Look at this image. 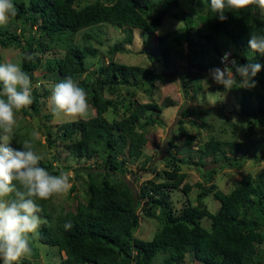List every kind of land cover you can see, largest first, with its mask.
Wrapping results in <instances>:
<instances>
[{"label": "trees", "instance_id": "16d2710c", "mask_svg": "<svg viewBox=\"0 0 264 264\" xmlns=\"http://www.w3.org/2000/svg\"><path fill=\"white\" fill-rule=\"evenodd\" d=\"M184 1L191 3L190 9L196 13L200 26H192V16L183 13L175 15L183 26L165 34H159V30L182 0H94L83 6L78 0H13L20 17L11 20L16 22L20 33L0 26V49L16 46L21 52L20 65L31 78L38 70L43 72V77L51 76L59 82L71 77L85 89L90 104L88 118L63 124V132L57 138L69 141L65 146L76 162L100 161L103 169L87 165L75 170L77 177L85 176L81 185L87 195L77 202L73 212L64 208L56 212L51 207L52 199L37 201L42 208L39 215L45 221L39 228L38 241L64 254L59 264H185L188 254L193 255L195 264H264V175L257 182L249 178L238 181L229 193L219 190L213 182L218 169L243 166L244 159L235 158L240 144L211 136L192 150L193 139L184 127V120L197 116L196 109L180 112L178 133L169 140L164 158L169 167L163 170L164 178L159 182L148 179L137 194L125 178V165L137 162L144 155L148 129L165 126L157 115L161 108L155 101L135 104L130 101L129 90L152 95L158 83L170 81L171 77L159 70L156 62L170 67L171 60L182 54L186 46L187 55L194 56L190 57L198 72L222 67L221 58L230 48L234 49L233 56L241 65L248 62L264 65V56L250 53L248 46L251 32L264 34V18L259 16L258 9L255 13L251 9H226L227 19L221 21L211 11L210 0ZM106 26L119 30L123 37L109 43L111 39L103 37ZM135 29L155 37L159 57H149L151 68L115 60L116 55L132 50L129 47L133 44ZM147 42L145 40V44ZM99 47L106 48V58L99 55ZM52 50L63 54L45 58ZM90 59L98 62L97 66L93 64L96 67L93 70L86 63ZM196 71L181 75L184 97L195 99L200 90L198 79L187 80V76ZM255 82L260 93L255 97L257 108L252 112L244 107L251 100L252 91L239 88L230 91L239 94V105L248 117L250 133L264 125V69L257 74ZM32 94L33 103L21 111L25 116L37 118L44 104L41 100L47 93L41 95L33 90ZM119 105L126 115L107 121L104 115ZM199 120L202 126L207 124L205 119L199 117ZM20 127L14 129L12 148L23 150L20 140L32 146L40 144L35 141L31 126ZM181 139L188 152L184 159L170 151L174 149L183 155L185 150L175 143ZM196 156V167H205L203 161L211 158L216 168L203 171V181L190 184L185 182L187 174L180 166L189 165ZM40 166L50 174H59L51 162L42 160ZM193 189L199 190L197 203L187 201L177 215L169 192L179 191L188 196ZM208 196L220 203L215 213L204 203ZM139 209L143 217L154 218L159 223L160 228L150 241L134 235L139 226ZM204 218L211 221L209 229L202 226ZM68 221L73 227L66 231L63 225ZM30 247L31 253L21 264H31L30 260L38 257L32 241Z\"/></svg>", "mask_w": 264, "mask_h": 264}, {"label": "rangeland", "instance_id": "374dc122", "mask_svg": "<svg viewBox=\"0 0 264 264\" xmlns=\"http://www.w3.org/2000/svg\"><path fill=\"white\" fill-rule=\"evenodd\" d=\"M78 1L80 6H83L93 2L94 0ZM190 8L191 3L182 0L180 7L171 12L169 14L170 16L165 18L159 30V34H165L178 29L177 25L183 22L176 20L175 15L180 16L183 13H189L192 16V26L199 27L200 24L196 13ZM257 12L259 16L262 17L259 9ZM19 17L20 14L16 10L14 18ZM182 26L183 24H181L179 28ZM6 27H8L11 31H15L17 34L20 33L16 22L11 19ZM104 30L106 33L103 37L111 39L109 43L123 37V34L119 30L112 27L106 26ZM133 35V44L129 47V49H132L133 51L131 50L130 53L127 54L116 55V62L126 65H138L145 68H151L152 63L149 57L151 56L154 59L159 57L155 37H152V34L139 29H135ZM145 40H148L147 44H145ZM143 49L147 51V55L144 54L145 52ZM183 49V55L180 54V52L177 57H174L170 62V67L166 68L162 62L155 63L157 68L162 70V72L167 73L171 79L170 81H167L166 84L158 83L152 95L140 90H129L131 93L130 101L133 104L155 101L161 108V112L157 115L165 124V126H155L148 129L146 134L147 144L143 148L144 155L137 162H128V164L125 165V178L130 183L135 194L139 193L141 185L148 179L159 182L160 178H164L163 170L169 168L166 167V163L164 161V158L167 157L166 150L169 149L168 143L169 140L173 139V134L178 133V121L181 119L180 112L183 109L194 108L198 112L197 116L191 115L189 118L184 120V127L189 136L193 139L192 150H196L197 146L208 141L211 136L223 141L234 142L238 145L240 144L239 150H237L235 154V158L238 157L244 159V162L242 163L243 166L241 169H218V173L214 176L213 182L217 185L219 190L223 193H229L238 181L249 178L254 182H257V180L264 175V125L257 126L253 133H250L247 130L248 117L244 116L241 111V106L239 105V94L225 90L223 87H220V85H217L214 81H212L209 77L210 69L199 72L196 71V66L192 63L194 59L191 58L194 56L192 53L189 54V56L187 55L188 52L186 51V46H184ZM0 51L2 54L1 64L8 62L20 64L21 52L18 48H16V46L13 45L7 49H0ZM105 52V47H99V55L103 56V58H106ZM229 52L232 53L230 59H235L233 56L234 49L230 48ZM62 54V51L52 50L44 57H60ZM105 62L107 61L105 60ZM86 63L89 64L90 69L93 70L96 68L95 66H97L98 62L97 60L90 59L86 60ZM93 64H95V66H93ZM194 70L196 73L189 74L187 76V80L193 81L198 79L200 83V90L198 91L196 98L191 99L190 97H184L180 78L181 75ZM42 75L43 72L38 70L31 78L33 90H36L41 95H45V93H47L44 100H41L44 102V104L41 105V114L37 118H32L30 116H25L22 114V111H20L17 113V124L15 127L19 126V128H21L20 126L24 124L31 126L33 128V134H38V136H34L35 141H39L40 143H35L33 145L34 150L44 157L43 160L45 162H51L54 165L55 170L58 172L68 171L71 173L70 179L72 185L75 186V189H70L65 194L53 197L51 207H53L56 212L60 211V208L73 212L75 211L77 202L79 200H84L87 195L86 189L81 185V181L85 180V176L79 174L80 177H77L75 175V170L87 165L98 170H102L103 168L100 161L96 160H90L85 163L76 162L66 149L65 145L68 144L69 141H62L57 138V136L63 132V128H61L63 124L73 122L77 119H87L88 116H84L82 118L55 117L49 106V97L51 96L53 86L60 82L56 81V79L51 76L43 77ZM246 90L252 91L253 94L249 103H247L244 107L248 111L252 112L257 108L255 97L260 93V90L257 87ZM125 115V109L119 105L116 109H110L104 117L110 122L114 119L119 120ZM199 117H201L203 121L205 119L207 123L205 126H202V121L199 120ZM20 133L23 134L24 130L22 129ZM48 139H50L51 142H49ZM183 140L184 139L175 141V143H177L182 150H185L183 155H179L174 149H170L173 155L182 159L188 156ZM10 146H13L12 142ZM197 160L198 158L196 156L189 165L180 166L181 171L187 174V178L185 180L187 183L194 184L196 182L203 181L201 173L205 170L216 168V165L211 162V158L203 161L206 164L203 168H199L194 165ZM143 163H145L144 166H142ZM150 170L155 171L157 174L160 173L163 176L154 175V173L150 172ZM198 193L199 190L193 189L188 196H184L182 192L170 191L169 199L172 202V207L175 213L179 215L181 209L186 206L187 201L195 205L197 203ZM204 203L211 213L217 212L220 207V203L211 196L205 198ZM139 219L140 223L134 235L138 239L150 241L155 232L160 228L159 223L156 219L145 218L141 214H139ZM201 223L203 227L208 229L211 225V221L207 218L202 219ZM31 241L34 243V248H36L38 256L36 259L30 260L31 264H59L63 259L64 254L60 253L57 248L39 243L38 233L31 238ZM185 264H195V262H193L192 254H188L186 256Z\"/></svg>", "mask_w": 264, "mask_h": 264}, {"label": "clouds", "instance_id": "9594fccd", "mask_svg": "<svg viewBox=\"0 0 264 264\" xmlns=\"http://www.w3.org/2000/svg\"><path fill=\"white\" fill-rule=\"evenodd\" d=\"M210 9L221 21L227 19L226 9H259L264 18V0H210ZM16 15L13 0H0V26H6ZM183 24L180 23L179 26ZM250 53L264 56V34L251 32ZM226 52L222 67L209 70V77L225 90L252 89L255 77L264 69L258 62L241 65ZM31 59V57H26ZM239 78V79H238ZM33 84L30 75L18 63L0 64V261L20 264L31 253V238L38 233L44 220L37 201H47L67 193L71 187V173L50 174L40 166L44 159L31 143L21 141L23 150L10 146L17 124V113L33 103ZM52 114L57 117L82 118L90 111L87 93L71 77L52 88L49 97ZM38 136L37 133L33 134ZM128 164V163H127ZM156 182V181H155ZM146 205V204H145ZM147 206V205H146ZM137 214H141L140 209ZM142 215V214H141ZM140 223V219H139ZM70 230L71 221L63 225Z\"/></svg>", "mask_w": 264, "mask_h": 264}, {"label": "water", "instance_id": "95a60500", "mask_svg": "<svg viewBox=\"0 0 264 264\" xmlns=\"http://www.w3.org/2000/svg\"><path fill=\"white\" fill-rule=\"evenodd\" d=\"M147 205V204H146Z\"/></svg>", "mask_w": 264, "mask_h": 264}]
</instances>
